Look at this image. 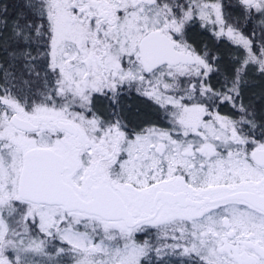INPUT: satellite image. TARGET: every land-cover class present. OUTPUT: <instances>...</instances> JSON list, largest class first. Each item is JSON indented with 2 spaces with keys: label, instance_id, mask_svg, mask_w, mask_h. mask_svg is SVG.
Masks as SVG:
<instances>
[{
  "label": "snow or ice",
  "instance_id": "1",
  "mask_svg": "<svg viewBox=\"0 0 264 264\" xmlns=\"http://www.w3.org/2000/svg\"><path fill=\"white\" fill-rule=\"evenodd\" d=\"M0 264H264V0H0Z\"/></svg>",
  "mask_w": 264,
  "mask_h": 264
}]
</instances>
